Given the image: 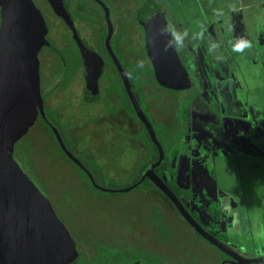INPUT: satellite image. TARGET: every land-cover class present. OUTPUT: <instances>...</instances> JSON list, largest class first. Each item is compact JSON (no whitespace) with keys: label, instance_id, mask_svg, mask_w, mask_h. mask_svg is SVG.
<instances>
[{"label":"rangeland","instance_id":"obj_1","mask_svg":"<svg viewBox=\"0 0 264 264\" xmlns=\"http://www.w3.org/2000/svg\"><path fill=\"white\" fill-rule=\"evenodd\" d=\"M104 1L112 10L117 33L128 46L133 29L138 27L136 13L142 0ZM151 1L165 15L170 31L179 37L177 40L172 34L193 85L187 91L171 92L155 83H143L138 94L142 110L156 126L169 132L174 129L166 136V143H176L175 130L180 125L190 127L191 123L204 135L201 140L205 143L196 156L191 147L186 151L191 187L179 181L172 172L173 164L165 169L166 161L157 174L181 192L184 206L210 235L242 258L261 257L264 156L260 157L259 148H264V0ZM72 3L76 20L92 19L94 8ZM42 11L49 25V38L56 39L59 30L54 17L48 9ZM197 43L202 46L191 50V45ZM40 59L42 92L52 89L46 103L56 104L50 118L61 119L64 144L89 169L99 187L62 154L52 132L41 122L15 144L14 158L49 199L72 236L80 253L77 264L89 256L105 259L92 260L91 264H105L106 260L116 264L135 250L151 264H222L224 253L202 239L149 180L125 191L147 174L157 158L155 148H137L148 144L143 131L139 140L128 133L110 135L108 126L91 128L94 107L79 106L74 95L58 97L52 88L57 68L54 73L51 55L43 52ZM141 61H146L142 51ZM202 87L204 96L196 100ZM193 98L196 103L189 109L195 119L189 120L185 108ZM205 100L210 103L211 113ZM196 119L206 126L208 122L209 128H203ZM183 134L181 138L185 139ZM189 136L195 137L193 133ZM116 144L118 148H109ZM218 148L226 159H214L208 169L203 168L198 153ZM246 148L256 150L257 155L252 157ZM162 149L167 157L169 148ZM260 250L262 253L256 254Z\"/></svg>","mask_w":264,"mask_h":264},{"label":"water","instance_id":"obj_2","mask_svg":"<svg viewBox=\"0 0 264 264\" xmlns=\"http://www.w3.org/2000/svg\"><path fill=\"white\" fill-rule=\"evenodd\" d=\"M50 7L72 26L71 14L63 0H47ZM138 19L145 34V53L159 84L173 90L190 87V78L177 55L165 16L150 0H144ZM73 29V26H72ZM43 17L32 0H0V264H72L79 256L69 231L56 215L50 201L26 175L13 157L14 146L35 124L38 112L44 117L37 54L48 45ZM125 87L138 119L153 143L159 146L151 125L140 110L128 83ZM52 133L61 151L77 167L81 162L65 147L55 128ZM158 160L147 178L172 203L179 215L205 241L231 258L222 264H260L240 257L205 231L188 213L176 195L154 173L164 158L156 148Z\"/></svg>","mask_w":264,"mask_h":264},{"label":"flooded vegetation","instance_id":"obj_3","mask_svg":"<svg viewBox=\"0 0 264 264\" xmlns=\"http://www.w3.org/2000/svg\"><path fill=\"white\" fill-rule=\"evenodd\" d=\"M32 1L34 5L38 8V10L40 11L43 17V20L45 22V26L47 29L45 39L48 45L41 47L37 54V58L39 61L40 92H41V97L43 101V113H44L45 118H43L38 112L36 122L31 128L35 126L37 127L38 125H40V122H41L43 125H45V129H49L51 132H52V128H55L58 134L60 135L61 139H62V135L64 134L63 127L59 126V124H61V119L50 118L51 116L50 111L56 108L55 107L56 104L54 103L51 104L50 102L46 103L47 102L46 100L48 99V97L51 96L50 91L52 89L51 90L49 89V91L45 90V92H42L41 72H40L41 71L40 55H42L43 52H46V53L48 52L51 55L52 61L55 65L54 73L57 68V72L55 73L56 76H55V79L53 80L52 88L56 89L58 97L60 96V98L62 99V97L64 96H66L65 98H67L70 95L72 96L74 95V98L76 100L75 102L79 106H82L85 109L94 107L95 109L94 117L95 118L92 124L94 126L91 127L93 129L97 125H104L105 127L106 126L109 127V129L107 130V133L110 135L113 134L115 136H120L119 134L122 135V134L128 133L129 136H132L133 138H138L139 140L141 139L140 137H141V130H142L143 133L146 135L148 144L142 145L140 144L138 140V145L139 144L140 145L137 148H143V147L144 148L146 147L155 148V149L156 148H169L168 153H167L168 156L166 157L164 153V158L159 165H161L164 161H166L167 164H166L165 169L169 170V168L171 167V164H173L174 170H172V172L175 173L179 177V181H183L184 184L187 183V185H190L191 187L192 183L189 181L190 177L187 175L190 168L188 167L189 164L187 165V163L185 162V158L188 159L186 155L187 154L186 151L188 150V148L191 147V151H193L196 156V151L197 150L200 151L202 145L205 144L201 140V138L204 135L201 132H199L197 128H194L192 123L190 127L186 125L185 128H184V125L182 126L179 123L180 128H177L175 130L177 132L175 133L176 139H177L176 143L174 144L166 143V138H168L166 136L169 133H174L173 132L174 129L172 132H169V130L164 129L163 126L161 127L156 126L154 120L152 119L150 120L147 114L142 110L140 101L138 99L140 86L143 83H146V84L155 83V85H157L160 89L165 90V91H171V92L187 91L190 88H192V85H193L192 79L189 76L187 70L186 72L190 78V87L187 89H184V90L169 89L167 87H164L162 84H159L156 81L154 77L153 67L145 53V49H144L145 34H144L143 27L140 24V21L138 19L139 13L144 4V0H142V4L138 7V10L136 13V18H137L136 21H137L138 27L137 29H133L132 39H131L132 43H129L128 46L124 45V39L122 37V34L117 33L116 27H115L116 26L115 21H113V18H112V10L108 7V5L105 3L104 0H84V1H87L89 5L83 0L82 1L81 0H63L64 3L67 5L69 12L71 14V20H72L71 23H72L73 29H72V26L71 25L69 26L62 17L54 13V11L50 7L47 0H32ZM71 1L75 2L76 5H78L81 8L83 7L86 9L94 8L95 12H93L92 19H90V21L89 20L86 21V19L76 20V15L73 10V3ZM42 9L43 10L48 9L55 19L54 24L59 30V34L57 35L56 39L52 40L49 38V35H50L49 25H48V22L45 16V12H43ZM96 10L99 11L101 15ZM157 10L160 12L158 7H157ZM165 22H166V18H165ZM166 25H167V22H166ZM85 27L87 29H85ZM168 30L171 33L172 41L174 44V40L172 36L173 33L170 31L169 28ZM200 44L201 43H197V46L196 44L194 45L196 47L202 46ZM174 48H175V45H174ZM141 51L143 52V57L146 60L143 63V67L139 66ZM176 53L180 58L179 53L177 51ZM192 54H195V53L193 52ZM180 61H181V58H180ZM124 79H126L129 89L132 95L134 96L140 110L146 117L148 123L151 125L152 130L155 134V137L159 143V146L153 143V141L151 140L148 134L146 127L138 119L135 113V110L133 108L132 102L129 98L128 91L125 87ZM204 89L205 88L203 87L201 88L202 91L197 96L198 98L196 97L197 98L196 100H199L200 95L204 96V93H205ZM212 90L215 92L214 87L212 88ZM194 99L195 98L190 99V103L187 104L185 108V116L189 120L193 119V116H192V113L189 107L192 104L196 103V101L194 102ZM205 104L207 105L208 112L211 113L212 110L210 107V103L206 102L205 100ZM205 104L202 103V105L204 106ZM98 108L100 110H98ZM204 108L203 107L199 108V113L197 114L198 116L199 114L201 115ZM203 116H205V113ZM195 121H198L203 128H207V129L209 128L208 122L206 126V124L202 123L201 120L199 121L198 119H196ZM90 126L91 124L87 126L88 130ZM93 129H90V130H92L93 132L94 131ZM178 131H181V132H178ZM182 132L184 133L183 135L185 136V139L181 138ZM189 132L193 133L195 137H192V136L188 137V134H190ZM201 134L203 136H201ZM90 136H93V134H91ZM118 141L119 139L117 140V142ZM90 146H92V148H105L104 146H99V145H94V146L90 145ZM65 147L68 148L66 145ZM109 148H118V146L117 144L110 145ZM238 148H244V147H238ZM156 153H157V149H156ZM200 153L201 152L198 153L199 158L202 157L201 156L202 154L199 155ZM157 160H158V153H157V158H154V161L151 164H155ZM208 165L209 164L207 163L206 164L207 169H208ZM84 168L91 175L89 169L85 166ZM165 169H163V173L165 172ZM81 171L90 180L86 172L82 169ZM91 178H92V181L91 180L90 181L93 182L95 186L99 187V185L96 183L92 175H91ZM160 179L163 180V178H160ZM146 181H148L147 178H145L142 183ZM164 183L168 186V188L176 195V197L183 204V202L180 199L181 192L179 193V191H177V189L173 185L167 182V180L166 182L164 181ZM159 193L166 199V201L178 213V211L175 209L172 203L166 198V196H164V194L160 191ZM185 193L187 194V190L185 191ZM185 209L187 210L186 207ZM193 219L198 223V221L194 217ZM199 225L203 227L201 224ZM78 253H79V250H78ZM140 255H141L140 252L138 250H135L129 255H126V257L121 258L120 259L121 261L116 262V264H135V263L136 264H151L145 258H143L144 256L141 257ZM79 258L80 257L78 256V258L72 264H77V261L79 260ZM95 259L105 260L100 257L90 258L89 256V257L83 258L82 264H91L92 263L91 261L92 260L94 261ZM230 260L231 258L225 255L224 261H230ZM106 261L107 263L105 262V264H109L110 260L109 261L106 260ZM94 264H98V263L96 262Z\"/></svg>","mask_w":264,"mask_h":264},{"label":"crops","instance_id":"obj_4","mask_svg":"<svg viewBox=\"0 0 264 264\" xmlns=\"http://www.w3.org/2000/svg\"><path fill=\"white\" fill-rule=\"evenodd\" d=\"M194 46L195 45H191V49H194L197 45L195 47ZM259 149H260L259 152L262 153V154L259 153L260 157L264 156V148H259ZM241 150H244V149L241 148ZM246 150L251 152L252 157H254V155H257L256 150L251 151V149H248V148H246ZM238 151H240V150H238ZM207 152L208 151H203L202 153H200L199 155L202 154L201 155L202 157H200V158L197 156V160L201 162V164L203 165L202 166L203 168H206V164L207 163L209 164V163L213 162L214 158H216L218 160H225L226 159V155H225V153H224V151L222 149L218 148V149H215V150H211V152H209V153H207ZM185 162L188 165V159L187 158H185ZM254 233L255 232H252L250 234L253 235ZM259 253H262L261 250L259 252H257L256 254H259Z\"/></svg>","mask_w":264,"mask_h":264},{"label":"trees","instance_id":"obj_5","mask_svg":"<svg viewBox=\"0 0 264 264\" xmlns=\"http://www.w3.org/2000/svg\"><path fill=\"white\" fill-rule=\"evenodd\" d=\"M52 138L54 139L53 133H52ZM19 141H20V140H19ZM19 141H18V142H19ZM18 142H17V143H18ZM14 147H15V146H14ZM62 154L66 157V155H65L63 152H62ZM13 157H14V153H13ZM66 158H67V157H66ZM14 159H15V158H14ZM67 159H68V158H67ZM68 160H69V159H68ZM161 165H162V164H161ZM161 165H159L158 167L155 168V173H156V174H157V171H156V170H157L159 167H161ZM157 176H158L159 178H162V177L160 176V174H157ZM136 188H137V187H136ZM40 192H41V191H40Z\"/></svg>","mask_w":264,"mask_h":264},{"label":"clouds","instance_id":"obj_6","mask_svg":"<svg viewBox=\"0 0 264 264\" xmlns=\"http://www.w3.org/2000/svg\"><path fill=\"white\" fill-rule=\"evenodd\" d=\"M173 36H174V38H176L177 40L179 39V37L176 35V33L174 32L173 33ZM140 67H143V62L141 61L140 62V65H139Z\"/></svg>","mask_w":264,"mask_h":264}]
</instances>
